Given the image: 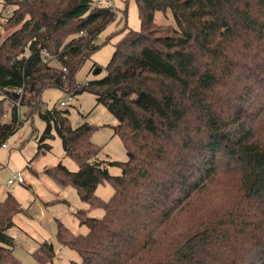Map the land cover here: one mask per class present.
Masks as SVG:
<instances>
[{
	"label": "trees",
	"instance_id": "1",
	"mask_svg": "<svg viewBox=\"0 0 264 264\" xmlns=\"http://www.w3.org/2000/svg\"><path fill=\"white\" fill-rule=\"evenodd\" d=\"M2 1L13 8L0 13V147L23 105L46 122L38 152L59 134L79 169L45 172L89 204L75 211L87 233L63 223L56 233L78 264H264V0H136L141 28H127L106 75L84 83L76 73L116 11L92 0ZM169 10L176 26L155 21ZM52 86L90 91L119 118L129 159L110 162L122 174L98 159L96 125L41 110ZM105 181L108 199L96 192ZM22 207L11 192L0 200V264H22L10 233ZM96 207L104 213L89 215ZM33 252L38 264L55 256L48 240Z\"/></svg>",
	"mask_w": 264,
	"mask_h": 264
},
{
	"label": "rangeland",
	"instance_id": "2",
	"mask_svg": "<svg viewBox=\"0 0 264 264\" xmlns=\"http://www.w3.org/2000/svg\"><path fill=\"white\" fill-rule=\"evenodd\" d=\"M98 1L92 0L93 5H97ZM110 1L116 11L115 19L98 33L96 41L101 46L76 73V80L80 83L106 75V65L123 32L127 28L135 30L141 28L136 0ZM12 8L13 6L7 7L8 10ZM7 9L3 8V1L0 0V13L2 11L6 13ZM155 21L176 26L170 10L167 13L157 11ZM53 63L57 64L56 61ZM69 96V93L62 88L47 87L42 92L41 110L56 105L69 110L68 115L74 127L84 123L96 125L91 137L102 148L98 159L107 166L110 173L122 174V167L110 162L129 159L123 140L115 133L113 127L118 123L119 118L104 104L98 103L96 95L87 90L71 96L70 104L60 106L61 100H68ZM11 107L10 102L6 101L7 110L4 120L10 119ZM19 117L22 123L17 131L6 140V146L0 147V200L5 199L11 192L23 206L15 216V226L10 229L16 240L15 254L22 264H38L33 251L41 241L48 240L54 245L55 256L51 261L43 264H78L82 261L81 254L61 244L56 239V233L60 223L68 226L74 233H87L89 226L80 222L75 211L82 207L87 209L89 204L81 199L75 186H59L56 180L45 172V168L62 163L75 171L79 169V164L66 154L63 141L55 130V136L45 140L51 147L44 145L38 152L39 139L46 128V122L38 110L30 114L29 108L23 105L19 109ZM18 171L22 172L25 181H14L8 185V179ZM96 192L102 198L108 199L113 194L114 187L109 181H105L98 185ZM88 212L91 216H101L104 209L96 207L89 209Z\"/></svg>",
	"mask_w": 264,
	"mask_h": 264
},
{
	"label": "built area",
	"instance_id": "3",
	"mask_svg": "<svg viewBox=\"0 0 264 264\" xmlns=\"http://www.w3.org/2000/svg\"><path fill=\"white\" fill-rule=\"evenodd\" d=\"M97 4L111 6V7L113 6V4H112V2L110 0L109 1H107V0H99ZM47 55H48V53H47ZM47 55L45 56V61H49L48 58H47L48 57ZM64 69L66 70V67H64ZM71 98L72 97L69 96L68 100H61L60 106L61 105H66V104H70L71 103V101H70ZM17 104H19V101H17ZM3 146H6V144L4 143ZM14 181H19V182H24L25 181V177L22 174V172L18 171L17 173H14V175L8 179L7 184L9 185V184L13 183Z\"/></svg>",
	"mask_w": 264,
	"mask_h": 264
}]
</instances>
